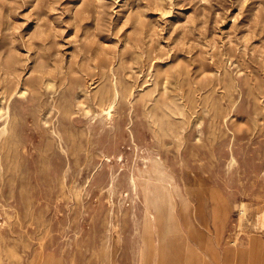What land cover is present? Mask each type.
<instances>
[{"label": "rangeland", "instance_id": "374dc122", "mask_svg": "<svg viewBox=\"0 0 264 264\" xmlns=\"http://www.w3.org/2000/svg\"><path fill=\"white\" fill-rule=\"evenodd\" d=\"M0 264H264V0H0Z\"/></svg>", "mask_w": 264, "mask_h": 264}]
</instances>
